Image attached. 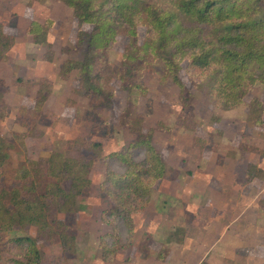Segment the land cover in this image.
<instances>
[{
  "label": "trees",
  "instance_id": "trees-1",
  "mask_svg": "<svg viewBox=\"0 0 264 264\" xmlns=\"http://www.w3.org/2000/svg\"><path fill=\"white\" fill-rule=\"evenodd\" d=\"M43 0H28V5ZM78 21L73 47L63 49L68 57L61 63L59 76L71 75L78 81L72 91L85 101L84 118L92 121L90 132L68 139L65 149H54L48 156L26 157L19 166L8 167L11 151L26 147L27 138H42L54 115L45 112L53 93V83L39 80L31 106L22 104L15 121L25 130L12 138L0 132V255H11L7 264H42L41 247L59 243L65 254L77 250V215L80 199L93 184L95 163L103 159L104 177L100 190L110 201L101 211V221L111 227L99 238L102 260L116 261L119 253L134 245L135 214L150 206L152 192L166 177L167 164L153 144L155 128H144V117L137 112L149 87L147 73L160 68V82L179 88L180 122L195 130L194 96L182 79L187 75L193 88L215 106L231 110L245 105L246 119L257 127L264 125V0H61ZM54 20L32 19L26 33L36 44H46L44 57L53 60L49 41ZM84 24L91 29L83 28ZM145 28L143 41L139 28ZM127 38L118 63L110 53L119 37ZM16 38L0 20V65L15 46ZM19 83L23 82L18 77ZM114 81H118V85ZM29 85V84H28ZM8 85L0 77V122L9 114ZM126 93L120 124L131 134L124 148L104 154L100 137H109L112 123L101 112L115 106ZM69 105L75 100L69 98ZM203 145L205 139L195 137ZM142 156L137 158V155ZM123 167L118 171L113 164ZM247 178H264V168L248 162ZM36 228V236L29 231ZM125 229V234L122 232ZM181 236L171 240L182 243ZM173 236V235H172ZM142 243L144 258L153 254L150 238ZM159 251L163 260L169 248ZM200 264H208L202 261Z\"/></svg>",
  "mask_w": 264,
  "mask_h": 264
},
{
  "label": "rangeland",
  "instance_id": "rangeland-1",
  "mask_svg": "<svg viewBox=\"0 0 264 264\" xmlns=\"http://www.w3.org/2000/svg\"><path fill=\"white\" fill-rule=\"evenodd\" d=\"M47 18L54 20L49 33L54 48L52 61L44 57L46 44L33 43L26 33L32 19ZM0 20L16 38L15 46L0 65V77L8 85L6 100L10 105L9 114L0 122V132L12 138L14 131H24L15 121L18 108L33 104L41 78L50 79L54 86L45 105V112L54 115L52 123L43 126L46 134L42 138H27L25 148L11 151L8 165L11 168L19 166L26 157H45L54 149L64 150L68 139L88 134L93 123L84 118L85 101L72 91L78 84L75 76L68 79L59 76L60 65L68 57L63 49L74 46L78 30V21L70 8L61 0H43L32 6L28 0H0ZM91 27L83 26L87 30ZM144 36L145 28L140 27V41ZM126 40L119 37L110 53L113 62L120 61ZM160 68L158 65L155 71L145 75L149 92L140 100L137 112L144 117L145 129L155 128L153 144L165 159L167 173L154 187L147 210L135 214L134 245L121 251L116 261L123 255L124 261H128L129 252L144 257L138 247L148 238L155 241L154 254L164 251L165 247L169 248L168 243L175 242L169 240L171 237L176 239L183 234V228L185 238L193 241L195 250L178 255L182 261L179 264H194L197 260L200 264L199 260L206 257L211 264H264V179L249 181L246 177L248 162L264 168V125L257 127L247 121L245 105L231 110L215 107L193 88L182 71V79L194 96L196 123L193 131L183 128L179 118V88L172 82H160ZM20 76L21 83L17 81ZM257 92L264 102L261 87H257ZM69 98L75 100V105L67 103ZM125 105L126 93H122L113 108L101 112L113 128L109 137L99 138L104 143V154L120 150L131 141L128 128L120 124ZM195 137L205 139L206 143L195 142ZM141 156L142 153L137 158ZM113 166L123 171L121 165ZM104 170L100 159L92 171V188L80 199L76 252L65 254L59 243L44 245L42 264H91L92 261L106 264L97 258L101 253L100 235L111 230L100 217L101 211L110 206L100 190ZM122 232L125 234L124 228ZM29 233L36 236V228L32 227ZM215 243H223L226 252L215 250ZM10 256L2 250L0 264H7L5 260ZM129 264L139 262L134 259Z\"/></svg>",
  "mask_w": 264,
  "mask_h": 264
},
{
  "label": "crops",
  "instance_id": "crops-1",
  "mask_svg": "<svg viewBox=\"0 0 264 264\" xmlns=\"http://www.w3.org/2000/svg\"><path fill=\"white\" fill-rule=\"evenodd\" d=\"M261 168H263V167H261ZM246 174H247V169H246ZM246 177H247V175H246ZM255 179H262V178H255ZM255 179H253L251 181H254ZM262 201H263L262 203H264V199H262ZM151 237L154 238L155 236L152 235ZM159 237H161V236L159 235ZM172 241H174V240H172ZM189 242L190 241L188 240V237H186L182 243H179V242H176V241L168 243L170 252H169V255L167 256V258H165L163 260H160V261H155L154 260L155 259L154 257L156 256V253L154 254L155 241H153L152 242L153 254L149 258H144L143 256H137L136 254L135 255L134 254L131 255V253L129 252L128 255H126V257H129L128 261H124V258H123L124 255H123V257L120 260H117L114 264H129L134 259H137L139 264H175L176 262H178V264H179V263L182 262V261L178 260L179 256H181L183 253H186V254L189 253L190 250H192V251L195 250L193 241H191L190 243ZM215 246H216L215 250H220L219 252H226V247H224L223 243H215ZM207 254L208 253L205 254V257L207 256ZM97 258H101V260H102L101 253H100L99 257H97ZM206 258L207 259L205 261H207L208 264H211V261L209 260V257H206ZM199 261L201 263L204 260L202 259V260H199ZM197 263H198V260L194 264H197ZM91 264H93V261H92Z\"/></svg>",
  "mask_w": 264,
  "mask_h": 264
}]
</instances>
